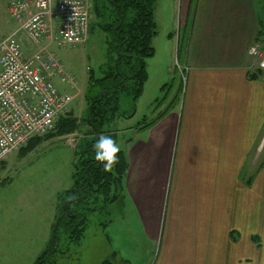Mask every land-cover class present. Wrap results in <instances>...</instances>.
I'll return each instance as SVG.
<instances>
[{"label": "crops", "instance_id": "1", "mask_svg": "<svg viewBox=\"0 0 264 264\" xmlns=\"http://www.w3.org/2000/svg\"><path fill=\"white\" fill-rule=\"evenodd\" d=\"M253 1L180 0L183 17L178 41L183 67L177 73L173 71L169 82L161 84L160 97L155 95L149 106L150 118L142 115L132 124L149 81L147 63L154 56L149 58L148 78L133 112L130 101L123 98L119 116L105 127L106 135L116 143L120 135L126 143V149L120 151L128 164L120 197L128 196L139 216L156 218L154 236L160 222L166 234L177 233L186 263L212 264L218 232L227 234L222 235L225 241L230 240L233 194L227 190L231 191L238 176L242 184L240 169L264 135V77L259 75L256 59L249 55L258 36ZM56 13L53 7L54 16ZM14 32L27 59H33L41 49L49 52L55 45L48 40L35 44L17 28L8 35ZM221 45L223 50H219ZM60 80L63 82V78ZM60 94L73 100V95L65 91ZM85 104L88 107L86 100ZM64 115L78 121L83 117L74 116L68 107ZM113 122L119 124L111 129ZM83 130L86 133L88 128L84 125ZM218 218H222L221 225ZM225 241L220 239V246ZM239 245V259L234 260L248 264L253 246ZM229 259L233 262L232 257Z\"/></svg>", "mask_w": 264, "mask_h": 264}, {"label": "rangeland", "instance_id": "2", "mask_svg": "<svg viewBox=\"0 0 264 264\" xmlns=\"http://www.w3.org/2000/svg\"><path fill=\"white\" fill-rule=\"evenodd\" d=\"M10 1L0 0V40L17 28L7 13ZM89 2L98 6L101 4L100 0ZM253 2L258 17V36L250 48H256L264 57V0ZM180 4V0L156 1L154 19L157 35L152 40L156 53L147 63L149 81L132 124L142 115L150 118L149 106L155 95L160 97L161 84L169 82L173 71L177 73L183 67L178 41V34H182L180 22L183 17ZM92 10L85 42L73 48L51 45L48 49L59 59L64 72L63 77L55 76L51 82L60 93L65 91L73 95L68 108L74 116H83L79 119V129L67 137L44 140L23 155L26 145L0 162V264L35 263L45 251L51 229L56 223L58 195L72 186L73 164L76 161L74 150L81 148V141L87 134L83 130V118L88 108L84 100L88 79L90 75L100 77L102 67L110 60L109 35L102 32L99 24H94L97 12ZM220 47L219 50H223V45ZM118 124L113 122L110 128H116ZM52 131L36 138L44 139ZM258 141V144L260 141L263 143L259 144V148H256V144L250 150L240 169L242 184L238 176L236 180L234 178L231 191L227 190L228 194H233V226L228 234L230 240L225 241L227 234L218 232L217 254L216 258L211 256L212 264H237L234 259L238 258L239 243L253 246L247 257L248 264L264 263V135ZM117 144L121 150L126 149L122 135ZM127 197L119 195L114 203L104 205L97 201L92 205L95 211L89 214L87 228L79 240L75 237L68 239L59 230L58 236L61 237L57 249L48 255V261L44 264H101L112 258L113 264H192L183 261L177 233L166 234L165 230H161L160 222L158 234L154 236L156 218L139 216ZM236 213L240 214L235 216ZM221 219L218 218V225H221ZM147 220L153 223L148 224ZM226 220L229 223V217ZM220 239L230 243L221 242L220 246Z\"/></svg>", "mask_w": 264, "mask_h": 264}, {"label": "trees", "instance_id": "3", "mask_svg": "<svg viewBox=\"0 0 264 264\" xmlns=\"http://www.w3.org/2000/svg\"><path fill=\"white\" fill-rule=\"evenodd\" d=\"M156 1L100 0L99 6L93 4L96 19L99 17L97 20H100H96V24L109 35L110 60L102 67L100 77L89 76L85 94L88 109L83 118L88 131L81 141V148L74 150L76 161L72 186L58 195L56 223L45 251L34 264L46 263L48 255L57 249L61 237L58 236L59 230L68 239H81L87 228L88 216L95 211L94 204L97 201L104 205L113 203L123 191L128 165L125 154L118 152V163L111 170H105L94 159L93 143L99 135H106L105 127L119 116L121 100H129L133 112L135 101L142 92L148 78L146 61L155 52L152 40L157 35L154 19ZM258 72L264 77L263 70L258 69ZM79 125L80 121L70 115L59 117L50 135L44 139L32 138L22 154L34 150L44 140L72 134ZM112 260H104L101 264H113Z\"/></svg>", "mask_w": 264, "mask_h": 264}, {"label": "built area", "instance_id": "4", "mask_svg": "<svg viewBox=\"0 0 264 264\" xmlns=\"http://www.w3.org/2000/svg\"><path fill=\"white\" fill-rule=\"evenodd\" d=\"M53 7L57 13L54 16ZM7 13L35 44L48 40L73 48L86 39L89 27L88 0H11ZM16 32L0 41V162L22 149L34 137L53 130L67 110L71 97L60 94L51 82L63 75L56 57L39 50L27 59ZM249 55L264 70V57L249 49Z\"/></svg>", "mask_w": 264, "mask_h": 264}, {"label": "clouds", "instance_id": "5", "mask_svg": "<svg viewBox=\"0 0 264 264\" xmlns=\"http://www.w3.org/2000/svg\"><path fill=\"white\" fill-rule=\"evenodd\" d=\"M94 159L105 170H111L118 163V152L121 151L120 146L116 143L111 135H99L93 143Z\"/></svg>", "mask_w": 264, "mask_h": 264}]
</instances>
